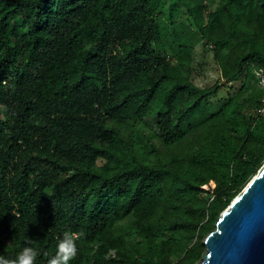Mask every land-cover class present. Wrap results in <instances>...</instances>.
I'll return each instance as SVG.
<instances>
[{"label": "trees", "instance_id": "obj_1", "mask_svg": "<svg viewBox=\"0 0 264 264\" xmlns=\"http://www.w3.org/2000/svg\"><path fill=\"white\" fill-rule=\"evenodd\" d=\"M173 1L186 19L166 0H0V256L30 246L48 264L67 231L69 264L201 260L264 163V117L244 119L264 0ZM202 41L221 74L206 86Z\"/></svg>", "mask_w": 264, "mask_h": 264}, {"label": "water", "instance_id": "obj_2", "mask_svg": "<svg viewBox=\"0 0 264 264\" xmlns=\"http://www.w3.org/2000/svg\"><path fill=\"white\" fill-rule=\"evenodd\" d=\"M196 264H264V163L220 214Z\"/></svg>", "mask_w": 264, "mask_h": 264}, {"label": "rangeland", "instance_id": "obj_3", "mask_svg": "<svg viewBox=\"0 0 264 264\" xmlns=\"http://www.w3.org/2000/svg\"><path fill=\"white\" fill-rule=\"evenodd\" d=\"M210 4V0H209ZM211 8H214V4H210ZM209 10L205 11V18H207ZM162 14L166 18L175 17L179 20L186 19L184 9L179 6L173 0H166L165 6L162 9ZM170 20V19H169ZM220 70L218 64L214 58L213 50L210 45H207L205 41L200 42L196 45L195 49V69L193 73L194 81L200 86H206L215 83L218 79H220ZM240 83H235L234 87L231 89L229 85H223L220 89L219 94L211 99L212 102V111L216 110L224 98L229 95V92L238 88ZM151 122H154V119ZM204 188H214L210 184H207Z\"/></svg>", "mask_w": 264, "mask_h": 264}, {"label": "clouds", "instance_id": "obj_4", "mask_svg": "<svg viewBox=\"0 0 264 264\" xmlns=\"http://www.w3.org/2000/svg\"><path fill=\"white\" fill-rule=\"evenodd\" d=\"M57 249L56 255L49 260L48 264H69L77 253V246L70 232L66 231L63 234ZM36 256L37 252L34 248L25 246L14 260L0 256V264H34Z\"/></svg>", "mask_w": 264, "mask_h": 264}, {"label": "built area", "instance_id": "obj_5", "mask_svg": "<svg viewBox=\"0 0 264 264\" xmlns=\"http://www.w3.org/2000/svg\"><path fill=\"white\" fill-rule=\"evenodd\" d=\"M253 75L256 83L262 89L263 95L259 104L249 107L244 112L245 122L250 127V129H253L258 120L264 117V67L254 68Z\"/></svg>", "mask_w": 264, "mask_h": 264}]
</instances>
